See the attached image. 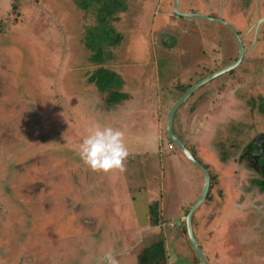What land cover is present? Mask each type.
<instances>
[{"label": "rangeland", "instance_id": "374dc122", "mask_svg": "<svg viewBox=\"0 0 264 264\" xmlns=\"http://www.w3.org/2000/svg\"><path fill=\"white\" fill-rule=\"evenodd\" d=\"M182 1L181 10L194 9L192 2ZM204 3L221 8L220 0H204ZM225 3L227 14L234 3L231 0ZM259 11L256 15L264 13ZM232 15L239 17L236 10ZM103 23L113 30L112 38L98 45L102 31L95 27ZM220 27L207 19L176 15L174 0H0V264H101L104 253L112 248L103 247L104 231H117V226L126 222L134 226L126 232L132 234L138 226L134 222L149 223L148 216L152 217L153 213L155 218L159 217L154 221L156 230L143 240L141 252L151 242L164 238L159 224L162 202L170 210L166 212H175L179 209L178 201L182 202L194 189V181L182 170L180 161L169 160L165 154H162L165 162L161 159L158 137L147 144L132 135L140 133L137 136L143 139L160 135L157 118L167 120L170 103L182 97L191 83L201 77V49L213 41L203 35L202 28L212 37L219 33ZM98 46L102 50L100 56H97ZM259 49L264 54V43ZM203 64L207 65L204 61ZM100 69L110 73L105 79L110 83L108 88H102L96 81ZM194 69H197L195 73ZM220 85H224L223 80ZM210 86L211 83L204 89L208 91ZM221 86L213 84L215 94L208 98L200 95V87L184 103L192 105L188 130L193 127L194 115L204 113L206 104L214 107L212 99L223 91ZM232 86L229 88L234 96L237 86L234 83ZM233 98L230 99L235 102L231 104L235 110L233 116L229 120L224 114L218 116L221 118L217 120L219 124L215 123L218 131L212 128L209 134L210 141L225 140L229 157H221L224 147L218 149L212 142L208 143L215 160H202L211 172V187L197 209L198 213L203 211L201 216L197 211L194 214L196 219L199 217L198 224L202 219L210 223L225 214L214 228L209 225L200 233L202 246L208 245L210 264H251L255 254L264 260V184H261L264 175L258 170L264 158L243 150L252 135L264 132V111L257 108L254 115H245L241 107L244 101ZM259 98H264V94ZM222 99V108L216 109L224 113L227 102L224 98L218 102ZM181 115L180 111L176 112L175 132L183 120ZM240 118L256 122L250 138L248 135L244 138V131H239L246 126L235 125ZM132 120L134 125L130 123ZM141 120L148 124L144 123L143 127ZM195 121L201 127V120ZM96 123L124 132L130 150L124 173L137 170L128 179L139 177L134 180L139 185L133 189L136 201L124 221L121 214L115 215L108 206L109 201L106 205L101 198L106 182L116 181L111 178L116 173L93 172L80 159L79 145ZM167 133L163 130L164 136ZM198 137L194 132L189 141L198 146ZM241 139L248 140L241 143ZM168 145L177 149L171 140ZM165 147L168 150L166 143ZM200 174L204 172L200 170ZM161 184L166 188L176 187L179 198L172 194L169 203L167 189L152 205L140 198L141 186ZM118 187L123 190L120 184ZM189 210L183 207L184 219ZM232 210L236 215L230 214ZM105 211L108 219L103 215ZM243 212L249 218L244 225L252 228L239 230ZM113 217L119 221L115 222ZM164 218L165 228L177 234L178 240L184 234L182 239L187 240L193 251V258L191 254L176 264H201L187 235L186 221L183 219L177 225L178 218L173 217V221H168L170 215ZM221 235L228 252L225 247L218 249L216 240ZM236 248L234 254L239 258L234 259L230 252ZM114 257L117 258L115 254ZM129 260L120 258L117 264Z\"/></svg>", "mask_w": 264, "mask_h": 264}, {"label": "crops", "instance_id": "0c3cea01", "mask_svg": "<svg viewBox=\"0 0 264 264\" xmlns=\"http://www.w3.org/2000/svg\"><path fill=\"white\" fill-rule=\"evenodd\" d=\"M188 1L192 2L191 4H194L193 5V7H194L193 11L202 12V13H206V14H210V15H213V13H220L221 12V13L227 15V20H229V21L230 20L231 21L237 20L235 15H232L234 10H237L236 6H234L236 0H231V1H233L234 4H232L233 5L232 11H230L232 13L230 14V16H228V14L230 12L226 14V8L223 9V8H217V7H214V6L213 7H211V6L209 7L208 5H206L204 3V0L201 1L202 3L199 0H188ZM225 1H228V0H223L222 2H225ZM182 3H183V1L180 0V4H182ZM237 5L239 6L238 2H237ZM258 5L262 6L261 3H258ZM260 6H258L257 11L261 10L259 12H263L264 11V5H263V7H260ZM195 7H199V8H195ZM185 11H187V10H185ZM263 21H264V17H262L260 23L263 22ZM211 22H213V21H211ZM198 64L199 63L197 62V65ZM198 67H200V65H198ZM196 70L197 69H194V73L196 72ZM198 70H200V69H198ZM203 92H204V88L200 89V95H202ZM197 94H199V93H197ZM193 97H194L193 102H195V104H196L197 101H195V100L198 99V98H196V94ZM230 99L233 100V97L230 96ZM176 101L177 100L174 99L172 101V103H170V105L168 106L167 111L170 110L171 106ZM212 101L213 102L211 103V105H213L214 107L208 106L206 104L205 105L206 110H204V113H203V111H202V113L196 111L197 115H194V117H193L194 124L192 122V126L193 127H190L191 128L190 130H188L187 126H188V123H189L188 122L189 110H190V107L192 105L190 104V106H188L189 103H187V104L182 105L178 109V111H180V114H182L181 117H183V120H180V127H178L179 129L175 133L185 143H187L186 141L190 140V137H191V135H193L194 132H195V134L196 133L198 134V136H199L198 140H197L198 141V146H197V144H195L196 142H194L192 145L194 146V148H198L194 153H195L197 158L201 159V161H203L202 159H205L207 161L215 160V157L213 156V151H212V149H210V144L208 145V143L210 141L209 137L211 135L212 128L214 127L215 123L219 124V122L217 120H221V118L218 117V116H221L222 114H224V115L227 116V118H229V117L233 116L234 111H235L232 108V105H231V104H233V102H231L230 100H227V99L225 100L227 103L224 104V113L223 112L221 113V111L219 109H216L217 105L215 104V101H216L215 97L212 99ZM228 101H229V103H228ZM163 108H167V107H163ZM214 109H216V111H214ZM130 110L131 109H129V111ZM137 110H138V108L136 110H134V111L136 112ZM212 112H214V114H212ZM123 113H124V111H123ZM216 113L218 114L217 116H216ZM202 115H203V117H202ZM199 116H201V117L199 118ZM142 119H143V117H142ZM157 119H158V122H157L156 127L159 129L160 135L157 134L158 136H156L155 134H152L148 138L146 137L144 139L142 138L143 136H137L140 133H134L132 136L137 138L139 141L146 142L147 144H148V142H155L156 141V137H158V139H157L158 140L157 148H158V152L160 154L161 159H162V154H165V157L168 156L167 158H169V160H172V158H174V159L178 160V163L180 161L179 165H180V167H182V170H184V172H187L189 178L192 181H194V189L190 190L189 195L182 202L178 201V204H179V209L178 210H176L175 212H172L171 214H170V212H166V211H170V210L167 208V205L164 202H162L161 208H160V210H161V213H160L161 221H160L159 224H161L160 228L164 232V238L161 239L160 241H164L165 242L167 264H176L181 258L186 257V256H190L191 254L192 255L190 257L193 258V251H191L187 240L186 239L185 240L182 239L183 237H185L184 234L182 235V238L180 237L181 239L179 238V240H178V236H176L177 234H173L172 232L170 233L168 231L169 229L165 228V225H164L165 222L164 221H166V220H164L165 219L164 217H166L167 215L168 216L170 215V219L168 221H173L172 220L173 217L174 218H178L180 221L177 223V225L182 223V221H184V220L186 221V217L187 216L184 219L183 214H182V209H183V207H184V209H186L187 207L190 209V207L199 198V196H200V194L202 192L203 184H204V175L203 174L201 175L200 174V170H198L197 168L194 169L193 163L191 164V162L183 154L182 151H180L178 148L177 149H173L174 147H172V149H171V147L169 148L168 143H169L170 139H169L168 133H167V120H163V119H161V117H158ZM134 120L136 122L139 121L138 119H134ZM195 120H199V121L201 120V127L198 125V123H196V125H195V122H196ZM130 123H132V125H134V121L133 120ZM144 123H145V121L141 120L140 124L143 125V127H144ZM147 124L145 123V125H147ZM194 125L197 127L195 129V131H194ZM206 125H208V126H206ZM192 128H193V130H192ZM165 129H166V133H167L166 136H164V134H163V130H165ZM155 131H157V130H155ZM155 131H154V133H155ZM150 137H152V138H150ZM135 138H133V139H135ZM137 139H135V140H137ZM165 143L167 144V149L168 150H166ZM208 152L209 153L211 152V153L209 154ZM165 160L166 159H164L163 161L165 162ZM136 172H137V170L134 171L132 169L131 171L126 172V173H124V172L123 173H116L114 176L111 177L112 179H116V181L115 180L113 182L110 181L109 184L106 182V185L104 187L105 192H104V194L101 197L104 204L107 205L108 204L107 202L109 201V205L108 206H110V208H112V210L114 211L115 215H118V213L121 214L120 217H121V219L124 218L123 221L126 220L125 219L126 214H127V216H129V213L131 212V207H133V204L135 203L134 200L136 201V199H135L136 196L134 194L133 189L135 187H137L136 185H138V184L134 183V180H137L139 177L136 176V178L134 180H132V181L128 180L130 177L132 178V176ZM166 172H167V170L165 169V171H164L165 179L167 178V173ZM117 175H119V176H117ZM118 180H120L119 181L120 183H118ZM119 184H120V186L122 187L123 190H119L118 189L119 188L118 187ZM122 184H124L123 185L124 187L122 186ZM145 185H148V184H145ZM143 187H144V185L141 186V188L139 190L140 198L144 197V202H147L148 205L149 204L152 205L153 203H155L159 199L160 195L163 196L164 195L163 191L165 189H167L166 192H169V194H170L169 203H171V201H172V194H176L177 198H179V191H178V189L176 190V187H173V188L172 187L171 188L167 187L166 188V186H163V184H161L160 187H158V186H154V187L153 186H148V187H145L146 189L143 188ZM195 189H197L198 194H195ZM144 193H146V194H144ZM141 195H143V196H141ZM175 206H177V203H176ZM107 210H109V209H107ZM153 210H154V208H153ZM106 211L104 212L103 215H105L106 219H108ZM201 212H203V211H200L199 213L197 211V215L199 217L202 214ZM231 213L234 214L235 211L232 210L230 212V214ZM154 216H155L154 213H153L152 217L148 216L149 223L144 222V224H140V222H138V221L134 222V224H138V226H136L135 230L132 231L133 233L132 234L129 233V235H127V233H126L127 230L134 228V226H128L126 222H124L125 224H123V226H119V227L117 226V229H118L117 231L116 230L104 231L103 235L105 237V242L103 243V247L106 246L105 247L106 249L107 248L110 249V247H112L110 250H112L113 255L115 254L117 256V258L115 259L116 261L119 260L120 258L126 257L127 259H130L129 262H126V264H140V262H139L140 261V257L144 253V250H145L144 249L141 252V247L140 246L142 245L143 240L146 239L149 235H151L156 230L155 226H157V225L155 224L154 221L157 222L159 220V217L156 216L157 218H155ZM224 216H225V214L223 216H217V217H215V219L213 218L212 221H210V223H205L204 220L202 219V221H199V224H198L197 219L199 217L196 219V217L194 215L193 222H194L195 233H196V236H197L198 240L200 238V233L203 234L205 232V230L209 227V225L210 226L212 225L213 228H214L215 225L219 224V222L225 218ZM113 218L115 219V222L119 221V219H117L115 217H113ZM203 222H204V224H203ZM182 225H184V224H181L180 226H182ZM229 225L230 224H228L227 226H229ZM180 226H178V227H180ZM183 228H185V227H183ZM237 228L238 227H236V229ZM136 229H137V231H136ZM229 229L232 231L231 226L229 227ZM183 231H184V229H183ZM209 232L212 233V230H210ZM185 233H186V230H185ZM208 233H206V234L208 235ZM207 235H205V236H207ZM134 238H136L137 240L132 241V239H134ZM216 241L219 242L218 243V249L224 248L226 246V243L222 241V235L219 236ZM157 242H159V241L156 240L154 242H151L150 244H148V246H150V245H152L154 243H157ZM202 247H203V249H204V251L206 253V256H207V253L209 252L208 251L209 250L208 249V245H207V247L206 246H202ZM224 249H227V248L225 247ZM254 249L256 250V248H254ZM138 250H140V254L141 255L138 254V255H140L139 257H137L138 255L134 256V254L139 253ZM236 250H238V248H236L234 250L233 249L231 250V252H230L231 258L234 257V259H235V258L238 257V256H236L234 254V252H236ZM228 251H229V249H227V252ZM130 255L132 257H130ZM262 260H261V256L259 254H255V258L253 260H251V262H252L251 264H264V260L263 261Z\"/></svg>", "mask_w": 264, "mask_h": 264}, {"label": "flooded vegetation", "instance_id": "af4514ba", "mask_svg": "<svg viewBox=\"0 0 264 264\" xmlns=\"http://www.w3.org/2000/svg\"><path fill=\"white\" fill-rule=\"evenodd\" d=\"M222 1L220 0V7L225 9L227 5ZM237 2L239 3V6L237 5ZM258 3H261L262 6L258 5ZM263 5L264 0H236L234 6H236L237 8L236 12L239 14V17L235 21L227 20V15L220 12L218 18H222L230 22L237 30L239 37L236 36V34L230 27H228V25L222 22H216L221 27L219 28V33L217 35H213L212 37L209 35V33L205 32L204 28H202V31L204 33L203 35L207 36L208 38L210 37V39L213 41L211 45L205 46L201 49L202 60L206 62L207 65H204L202 61L201 77L198 78V80L238 61L234 68L204 83L203 85L205 86H201V88L203 89L206 88L208 84H212V86H210V89L208 91L207 89H204V92L202 94L203 98L206 96L208 98L210 94H215L213 84L220 87V84L223 80L224 85H222L221 87H223L225 90H220L221 93H218V98H216L215 101V103L217 104L216 108L221 107V104H223L221 103V101L223 102V99L218 102L219 98L230 100V96H232L237 98L238 102L239 100L240 102L242 101V103L244 101L241 107H243L244 113H246L245 115H254V111H256L257 108H259L261 111H264V98H259L261 94H264V54H262V50L259 49V46L263 45L264 43V21L260 23V20L262 19V17H264V14L256 15L258 6L263 7ZM188 11L193 12V9H190ZM232 83L237 86L236 93L233 91L234 96L232 94L231 88H229L233 87ZM234 103L235 102L233 101V104ZM239 120L240 122L236 123L235 125L246 126V132L244 130V127L240 128L239 131H244V138H246L245 136L247 135V138H250V132L252 130H255L256 122L244 120L243 118H240ZM213 128L216 129L215 125ZM231 129L234 130V128ZM216 131L218 130L216 129ZM250 139L251 141L246 143V149H243L244 153H250L251 151V154H253L254 156L256 155V157L264 158V132H256V134L252 135V138ZM247 140L241 139L240 142H246ZM186 142V145L188 144L187 146L194 153L195 148L192 145L193 143L189 140ZM209 142H212V144L218 149L220 147H224L221 157H229V154L226 153L227 149L225 148L226 143L224 139H213ZM173 145L176 146L175 144ZM244 153H240V155L242 156ZM198 159L201 161L200 158ZM201 162L203 163V161ZM263 169L264 164L261 168H258V170L264 175ZM261 184H264L263 181L261 182ZM247 214V212H243L242 214L240 213V215H242L243 217L238 222L239 230L245 229L247 227L252 228L250 226L244 225L245 223H243L244 221L246 222L249 219L248 217L246 219ZM236 231L237 229L234 228V232ZM256 238L257 237L255 235V239Z\"/></svg>", "mask_w": 264, "mask_h": 264}, {"label": "water", "instance_id": "95a60500", "mask_svg": "<svg viewBox=\"0 0 264 264\" xmlns=\"http://www.w3.org/2000/svg\"><path fill=\"white\" fill-rule=\"evenodd\" d=\"M174 13L176 15H180L183 17H187V18H198V19H207L210 21H214V22H222L226 25H228V27H230L232 29V31L236 34L237 37H239V34L237 32V30L235 29V27L228 21L222 19V18H218L216 16L213 15H209L206 13H202V12H196V11H185V10H181L180 9V0H174ZM261 21V20H260ZM238 63V61L216 71L213 72L212 74L201 78L200 80L196 81L195 83H193L188 90L184 93V95L182 97H180L170 108L169 112H168V117H167V132H168V137L169 139L176 145V147L183 152V154L188 158V160L193 163V165L195 167H197L198 169L202 170L204 172V184H203V188H202V192L199 196V198L196 200V202L192 205V207L190 208L187 217H186V230L190 239V243L191 245L194 247L195 251L197 252L199 261L201 262V264H210L208 261V258L206 256V253L200 243V241L198 240L196 233H195V228H194V222H193V218H194V214L197 211V209L200 207V205L205 201V199L207 198L209 191H210V187H211V172L209 170L208 167H206L197 157L196 155L190 150V148L186 145V143L175 133L174 131V119H175V115L176 112L178 111L179 107H181L187 100L188 98L191 97L192 94H194L198 89H200V87L208 82L209 80L213 79L214 77L227 72L229 70H231L232 68H234L236 66V64Z\"/></svg>", "mask_w": 264, "mask_h": 264}, {"label": "clouds", "instance_id": "9594fccd", "mask_svg": "<svg viewBox=\"0 0 264 264\" xmlns=\"http://www.w3.org/2000/svg\"><path fill=\"white\" fill-rule=\"evenodd\" d=\"M79 155L93 172L115 174L126 171L130 150L122 130L96 123L83 137ZM101 264H117L110 250L104 253Z\"/></svg>", "mask_w": 264, "mask_h": 264}, {"label": "trees", "instance_id": "16d2710c", "mask_svg": "<svg viewBox=\"0 0 264 264\" xmlns=\"http://www.w3.org/2000/svg\"><path fill=\"white\" fill-rule=\"evenodd\" d=\"M99 1H102V0H99ZM84 5L87 6L88 1H86ZM95 28H99L100 31H102V34L99 36L102 39H101V41L97 42L98 45L102 41H107V40H110L112 38L111 34H112L113 30L108 27L107 23H103L100 26L95 27ZM92 29L93 28H91L89 31L91 44L94 43L93 37L91 35ZM118 37H119V35H117V38ZM98 52L99 53H97V56H100L101 52H102L101 46H98ZM109 76H110V73L105 72L103 69H100L97 71L96 81L99 83V85H101L102 88H108L110 83H107L106 82L107 80H105V79L109 78ZM93 78H95V75L93 76ZM103 80H105V81H103ZM263 171H264V169H263ZM139 262H140V264H167L165 242L159 241V242L154 243V244L148 246L147 248H145L144 253L141 255Z\"/></svg>", "mask_w": 264, "mask_h": 264}]
</instances>
